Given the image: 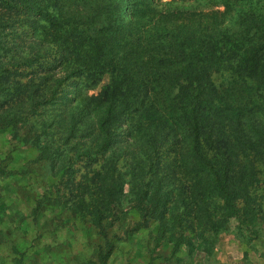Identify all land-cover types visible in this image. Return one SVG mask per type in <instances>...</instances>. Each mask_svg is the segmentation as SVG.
Masks as SVG:
<instances>
[{"label": "trees", "instance_id": "trees-1", "mask_svg": "<svg viewBox=\"0 0 264 264\" xmlns=\"http://www.w3.org/2000/svg\"><path fill=\"white\" fill-rule=\"evenodd\" d=\"M141 1L145 11L126 0L19 1L63 35V58L94 88H78L55 121L42 123L44 134L54 126L60 143H44L37 160L62 180L70 152L85 158L91 175L82 193L93 223L112 217L127 186L129 208L140 223L151 220L144 227L154 223L175 247L192 248L193 238L209 246L229 218L264 215L250 192L261 186L264 198V0L236 8L228 25L204 35L181 21L176 0ZM43 79L49 86L39 97L28 87L6 117L34 113L36 98L49 104L58 83L52 74ZM122 134L131 148L119 154Z\"/></svg>", "mask_w": 264, "mask_h": 264}, {"label": "rangeland", "instance_id": "rangeland-1", "mask_svg": "<svg viewBox=\"0 0 264 264\" xmlns=\"http://www.w3.org/2000/svg\"><path fill=\"white\" fill-rule=\"evenodd\" d=\"M19 1L0 0V264H264L262 211L251 220L229 218L209 246H197L198 240L193 238L192 248L184 244L175 247L166 242L167 234L154 230V223L144 227L149 219L140 223L137 211L129 208L124 186V195L119 206L114 207L112 217L98 225L92 222L85 205L87 194L82 193L83 187L90 185L87 177L91 175L85 158L74 159L70 152L72 170L63 168L62 180L60 175H54L52 166L37 159L44 143L53 147L60 143L54 126L44 134L42 123L55 121L53 118L70 105L78 88L84 94L94 92V88L84 86L89 84L83 75H78L73 61L63 58V35L44 29L34 17L23 12ZM126 1L133 2L138 10H146L141 0ZM166 1L170 0H155ZM260 2L175 1L182 7L179 6L181 21L203 35L228 25L236 8L258 7ZM104 72L101 83L108 78ZM51 74L58 84L51 88L49 104L41 106L36 98L34 113L19 111L13 119L12 115L6 117L4 112L21 101L29 88L39 97L40 89L49 86L43 78ZM123 137L122 134V142L116 146L119 154L131 148ZM121 164L119 160V169ZM66 175L74 188L71 195L62 196L57 189L70 186L64 183ZM250 192L255 193L263 207L261 186H253ZM187 234L193 237L192 233Z\"/></svg>", "mask_w": 264, "mask_h": 264}]
</instances>
